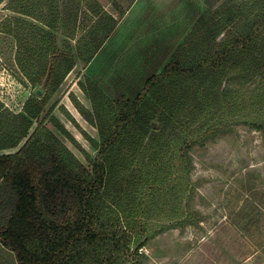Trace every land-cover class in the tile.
Wrapping results in <instances>:
<instances>
[{
	"label": "trees",
	"instance_id": "obj_1",
	"mask_svg": "<svg viewBox=\"0 0 264 264\" xmlns=\"http://www.w3.org/2000/svg\"><path fill=\"white\" fill-rule=\"evenodd\" d=\"M4 2L18 16L0 22V32L15 42L19 73L43 95L27 99L23 114L0 115V151L26 138L75 67L73 47L88 65L126 13L114 2V16L97 0ZM82 3L93 15L85 25ZM216 3L133 98L109 99L89 78L78 83L92 106L82 114L99 136L98 143L90 140L95 158L84 154L89 166L63 144L51 149L32 138L0 154V264L143 259L138 252L153 238L139 240L145 222H188L182 214L192 191L191 150L239 125L264 138V0ZM56 32L63 35L60 44ZM132 215L140 221L128 223Z\"/></svg>",
	"mask_w": 264,
	"mask_h": 264
},
{
	"label": "rangeland",
	"instance_id": "obj_2",
	"mask_svg": "<svg viewBox=\"0 0 264 264\" xmlns=\"http://www.w3.org/2000/svg\"><path fill=\"white\" fill-rule=\"evenodd\" d=\"M101 8L117 16L114 2L125 9L114 34L108 38L88 65L73 53L76 64L66 76L18 147L0 151L16 152L29 138L51 149L63 144L80 162L89 166L85 153L96 156L90 140L99 142L96 129L82 111L92 112L90 101L78 83L89 78L109 99L133 98L152 74L160 73L171 61L197 19L216 0H97ZM223 0H219V4ZM82 3L79 18L87 24L93 15ZM18 16L0 5V22ZM87 22V23H86ZM36 24L38 22L36 21ZM58 43L63 35L56 32ZM15 42L0 32V115L23 114L24 104L43 95L31 88L15 64ZM64 130L69 134L68 137ZM190 155L191 195L183 218L178 221L155 218L145 222V237L153 236L126 264H264V138L249 126L239 125ZM136 216L129 222H138ZM158 232V234H154ZM134 233V232H133Z\"/></svg>",
	"mask_w": 264,
	"mask_h": 264
}]
</instances>
